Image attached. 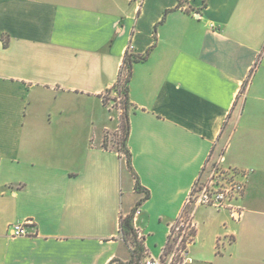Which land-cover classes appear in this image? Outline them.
Wrapping results in <instances>:
<instances>
[{"label": "crops", "instance_id": "0c3cea01", "mask_svg": "<svg viewBox=\"0 0 264 264\" xmlns=\"http://www.w3.org/2000/svg\"><path fill=\"white\" fill-rule=\"evenodd\" d=\"M129 46L151 49L127 99L147 255L231 126L223 165L247 172L244 195L217 228L194 210L189 256L264 264V0H0V264L128 263L120 219L144 194L103 98Z\"/></svg>", "mask_w": 264, "mask_h": 264}, {"label": "built area", "instance_id": "2783aa9c", "mask_svg": "<svg viewBox=\"0 0 264 264\" xmlns=\"http://www.w3.org/2000/svg\"><path fill=\"white\" fill-rule=\"evenodd\" d=\"M193 16L199 17L198 14ZM109 97L115 98L114 107L121 115L123 113V96L113 91ZM211 157L212 154L209 155L207 162ZM223 163L224 158L221 155L218 160L214 161L207 180L200 182L204 170V165L202 166L198 178L194 181L185 199L182 211L179 212L169 230L168 240L161 247L158 257H150L145 252V259L142 264H195L189 256V247L194 242L193 209L195 210L199 206L208 207L217 212L228 211L232 215L238 209L237 202L242 198L244 192L243 179L247 176V172H235L233 169L223 168ZM189 206L193 209L183 218V213ZM139 211V208L133 211V222L139 215ZM8 234L12 237H27L30 233L25 230L22 223H17L8 227Z\"/></svg>", "mask_w": 264, "mask_h": 264}, {"label": "trees", "instance_id": "16d2710c", "mask_svg": "<svg viewBox=\"0 0 264 264\" xmlns=\"http://www.w3.org/2000/svg\"><path fill=\"white\" fill-rule=\"evenodd\" d=\"M178 8V6L176 7ZM4 46H7V43H4ZM151 50V49H150ZM150 50H148V52H146L144 55L140 56V55H134V54H127L125 53L124 58H123V64H124V69L127 72V79H126V83L128 85V83L130 82V70L132 65L135 62H142L145 61L147 59V56L150 52ZM247 85V82H244V85L242 86L241 89V93L244 91L245 86ZM118 87V83H116L114 86H112V88L110 90H116ZM109 90V91H110ZM125 94V99H124V115H123V121H124V125L122 126L123 131V137L121 138L120 141V150H118L119 153H121V155H125L126 157V166L128 168V170L132 173L133 177H134V181H135V190L137 193H143V197L135 204V206L132 208V210L125 216V217H121L120 219V234L122 236V239L124 240L125 244H129L131 243L132 248L130 249V259L128 260L127 264H138L140 262V260L143 258V256L145 255L146 250L143 247V239L141 238V242L139 243L137 240V233L134 229V224H133V217H132V213L133 211H135V209H137L141 203L143 201H145L148 196H149V192L146 190H143L140 186L139 183L137 181V176L133 173L132 171V167L130 165L131 163V156L130 153L127 149V140H128V135H129V131H130V127H129V121H128V115H129V104H128V87L125 86L124 88V92ZM107 144L106 141L104 142V147L106 148ZM215 149V148H214ZM214 149H212L211 151L214 152ZM213 152H210V154H212Z\"/></svg>", "mask_w": 264, "mask_h": 264}, {"label": "rangeland", "instance_id": "374dc122", "mask_svg": "<svg viewBox=\"0 0 264 264\" xmlns=\"http://www.w3.org/2000/svg\"><path fill=\"white\" fill-rule=\"evenodd\" d=\"M130 51H132V47L131 46L128 47V49H127V51H125V53L128 54ZM124 67L125 66H124L123 63L121 64V67H119L118 79H117V82H116V83H118L117 89L116 90L112 89L110 91L108 90L107 93L105 94V97L103 98V102L105 104H107V105L109 104L111 106V108L114 110V113H115L114 117L116 118L115 122H116V125H117V130L113 133L114 136H112V142L114 143V146L116 147V149L120 148V141H121V138L123 137V131L124 130L122 129V126L124 125V121H123L124 108H123V113L121 115H119V113L116 111V109L114 107V99L115 98L114 97L111 98V97H109V95H112L113 91H116L117 94L122 95L123 98L125 99V94L123 92H124L125 86L128 87V85L125 84L128 74H127L126 70L124 69ZM246 82L248 83V79H246ZM124 99H123V102H122L123 107H124ZM230 131H231V126H228L227 130H225V134H224L222 142L220 144H218V146L215 147V149L213 148L214 152L211 151V152H213L212 153V157L210 158L209 162L206 161L207 164L205 163L206 165H204V170L202 172V175H201V178H200V182L204 181L205 179L207 180V178H208V176H209V174L211 172V167H212L214 161L218 160L219 157L221 155H223V153H224L223 151L225 150V146H226V135L229 134ZM123 159L126 162L125 155H123ZM222 167L226 168V167H224V165ZM228 169L232 170L231 168H228ZM233 171L241 172V171H236V170H233ZM243 195H244V192H243ZM243 195H242V198H243ZM192 209L193 208H191L190 206L187 207L185 209L184 213H183V218H185L187 213H190L192 211ZM201 210L206 212V213H204V215L200 214L202 219L205 222L210 223L211 227H215V228L221 226L222 222L225 220L223 215L227 214V212H222V211L217 213V211H215V209H212V208L208 209L207 207H203V209H201ZM205 210H207V211H205ZM193 211H194V209H193ZM196 218H199V215ZM137 240H138L139 243L141 242V238L140 237H137ZM128 245L131 246V248H132L131 243H129ZM144 259H145V255L143 256V258L140 260V262L138 264H142Z\"/></svg>", "mask_w": 264, "mask_h": 264}]
</instances>
